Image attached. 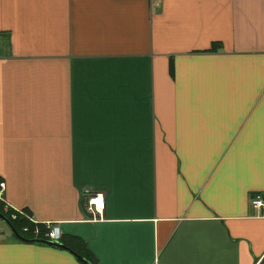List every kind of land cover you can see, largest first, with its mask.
Listing matches in <instances>:
<instances>
[{"label": "crops", "instance_id": "crops-1", "mask_svg": "<svg viewBox=\"0 0 264 264\" xmlns=\"http://www.w3.org/2000/svg\"><path fill=\"white\" fill-rule=\"evenodd\" d=\"M1 184L96 264H264V0H0Z\"/></svg>", "mask_w": 264, "mask_h": 264}, {"label": "built area", "instance_id": "built-area-1", "mask_svg": "<svg viewBox=\"0 0 264 264\" xmlns=\"http://www.w3.org/2000/svg\"><path fill=\"white\" fill-rule=\"evenodd\" d=\"M3 192V184L0 185V196ZM86 205L93 206L92 210L89 208V213L93 216V219L96 218L97 215H101L103 212V198L100 195H95L93 197L88 198ZM251 206L254 209H263L264 208V201L259 197L256 196L252 201H251ZM14 214L21 215L22 213L14 211ZM12 214L11 219L15 220L16 216ZM23 215V214H22ZM25 216V215H24ZM26 220L28 223H30L34 227L33 232H29L30 229L28 227L21 228L19 234L20 236H31L32 241H49V242H60L61 239V234L58 226H53L50 224H45L42 225L44 227L43 232L39 230V226L36 222L33 221V219L25 216ZM260 264V263H258Z\"/></svg>", "mask_w": 264, "mask_h": 264}, {"label": "trees", "instance_id": "trees-1", "mask_svg": "<svg viewBox=\"0 0 264 264\" xmlns=\"http://www.w3.org/2000/svg\"><path fill=\"white\" fill-rule=\"evenodd\" d=\"M212 50H214V47H213ZM3 209H4L3 208V205L0 204V214L2 216H4L9 221L10 225L13 227V229L15 230V232H17L18 235L21 234V232H20V229L21 228L28 227L30 229V231H29L30 233L34 231V227L30 223H28V221L26 220V218H25L24 215H22V214L21 215L14 214V212L9 211L7 209L4 212ZM12 214H14L16 216L15 220H12L11 219V215ZM38 228H39V230L41 232H43L44 227L42 225H40ZM20 237H22L23 239H25L27 241H32L30 239L31 238L30 235L24 236V237L23 236H20ZM75 252L77 253V255L83 257L84 259H86L90 263L96 264L94 262L93 258L90 256V254H88V252L86 250L85 251H79V252L75 251Z\"/></svg>", "mask_w": 264, "mask_h": 264}, {"label": "water", "instance_id": "water-1", "mask_svg": "<svg viewBox=\"0 0 264 264\" xmlns=\"http://www.w3.org/2000/svg\"><path fill=\"white\" fill-rule=\"evenodd\" d=\"M0 222H2L7 229L9 230V232L12 234V236L21 241V242H30V243H36V244H40L43 246H47V247H51V248H55V249H59V250H63L66 251L68 253H70L76 260H78L79 262H81L82 264H92L89 261H87L86 259H84L83 257L75 254L74 252H72L70 249H68L66 246H64L63 244H61L60 242H49V241H27L25 239H23L22 237H20L17 232H15V230L13 229V227L10 225L9 221L0 214Z\"/></svg>", "mask_w": 264, "mask_h": 264}, {"label": "rangeland", "instance_id": "rangeland-1", "mask_svg": "<svg viewBox=\"0 0 264 264\" xmlns=\"http://www.w3.org/2000/svg\"><path fill=\"white\" fill-rule=\"evenodd\" d=\"M3 211L5 212V208L3 209ZM0 229L7 231V227L2 222H0Z\"/></svg>", "mask_w": 264, "mask_h": 264}]
</instances>
